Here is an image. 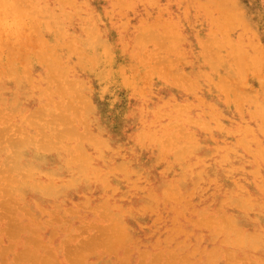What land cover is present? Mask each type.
I'll use <instances>...</instances> for the list:
<instances>
[{
  "label": "rangeland",
  "instance_id": "1",
  "mask_svg": "<svg viewBox=\"0 0 264 264\" xmlns=\"http://www.w3.org/2000/svg\"><path fill=\"white\" fill-rule=\"evenodd\" d=\"M14 1L20 4L21 8H18L16 3H13L12 0H0V101L4 103H0L2 104L0 105V131H2L3 134V137L1 136L2 139L0 138V143H4H1L0 146V149L2 148V150H0V179L2 177L0 180V264H14L16 260L13 261V259L15 258L19 261H16L15 264H43L44 262V264H73L74 262V264H77V262L78 264H256L264 262V0L221 1L222 3H219L221 9L217 6L218 1L216 0ZM230 1H234L236 4ZM67 2L71 3L68 4ZM22 3L25 4L27 8L31 7L30 9L32 10L25 9V5ZM60 3L63 6L60 5ZM79 3H81L80 7ZM84 3H86L88 7H86ZM34 4L35 7L33 6ZM14 5L15 9L16 7L18 8L17 11L19 10L20 13H23H19V17L17 15L18 12L14 14L16 11ZM69 5L72 7H69ZM22 6H24L23 8L25 11ZM12 8L15 11L12 10ZM78 9L81 12H78ZM31 11H34V21L31 20ZM35 11L38 13L36 12L37 14H35ZM223 11L225 14L228 13L229 16H225ZM182 12L184 13L182 14ZM68 13H74V15ZM43 14L45 18H48L49 15L51 17H49V20H44ZM21 15H24L23 21ZM57 15H59L60 18H58L59 16ZM64 15L69 23L65 21ZM28 16L31 17V19L28 18ZM38 17L41 22L38 21ZM91 17L94 21H92ZM41 18H43L44 21ZM19 20L21 24L24 23L22 24L23 27L21 26V30ZM55 20L56 22L58 21L61 26L58 25ZM156 20L158 22L160 20V22L158 23ZM247 22L249 23L248 25ZM230 23L233 26H231ZM33 24L34 27L36 26L35 29H33ZM48 25L51 26L49 29L51 30L53 28V30L50 31ZM15 28H17V31ZM36 29H39V33H37ZM92 30L94 32H92ZM52 31H54V33ZM84 31L89 32L86 33ZM180 31H182V33ZM118 34L120 36H117ZM136 34L139 35V37L137 36L138 38ZM96 36L99 37V40ZM149 37H152V39L150 40ZM165 37L171 40L167 42ZM144 39L147 42L144 41ZM79 40L81 41L79 42ZM97 40L100 41L101 44H99ZM176 40L178 43H176ZM84 41L88 44H84ZM162 42V45H164L163 47H160L162 45H157ZM91 44L93 46H90ZM152 45H155V47ZM188 45H191V48ZM232 45L233 47H231ZM45 46L47 48H45ZM68 46L72 47V49L70 50ZM115 46L116 49H114ZM51 47H53V50ZM234 48L235 50L232 51ZM47 49H49V52ZM165 49L167 50L165 51ZM37 53L41 58H39L40 56L38 59L35 57V55L38 56ZM46 54H49V56L46 60L44 59L45 62H43V64L37 61L40 59L43 60L42 57L44 56L42 55L46 56ZM241 54L242 56H240ZM50 55H52V57H50ZM239 56L244 59L242 60ZM49 57L51 60H49ZM89 57L93 59L94 65L91 64V61L89 63L87 59ZM212 57H214V59H212ZM75 58L79 59L76 60ZM193 58L195 61L191 60ZM21 60L24 61V63L26 62L25 66L23 63H19ZM241 60L243 63L240 62ZM237 61L242 63V65H239L240 63L235 65ZM245 61L250 65L246 63L245 67H243ZM65 63H67V65ZM161 63H163L167 73H164L166 71L162 70L164 68ZM20 64L26 68L19 66ZM45 65L48 67L46 66V68ZM211 65L214 66L212 67ZM240 66H242L246 72L243 71ZM49 67L52 70L49 72H53V79L50 78L51 76L48 77ZM167 68H170L171 71ZM56 70H59L60 74H57L58 71L56 72ZM60 70L62 72L64 71L63 74L66 72L67 75H63ZM238 70L239 72L241 70L243 73L245 72V76H242L244 75L243 73L240 75V73L237 72ZM24 71H31L30 74L28 73L31 82L27 81V74L25 75ZM12 72L14 75L10 74ZM133 73H135V75H133ZM170 73L171 75L174 73V75L171 76ZM2 74L5 75L3 76ZM7 75L9 77H7ZM2 76L5 78L3 79ZM185 76L187 79L183 78ZM108 78L109 80H107ZM172 78H175V80H172ZM54 79L56 81L58 80L57 84L52 81ZM184 79H186V81L189 80L186 82ZM16 81H18L17 84ZM23 81L26 82L24 83ZM223 81H227V84ZM232 81L234 82L232 83ZM6 82H8V84ZM22 83H24V85ZM44 83L46 84L44 85ZM69 83H71L70 86ZM29 85L31 87H29ZM241 85H245L246 87ZM224 86L226 90H224ZM227 86H229V88H227ZM13 87L14 89H12ZM23 87L25 89H23ZM237 87L240 88L238 89ZM9 88L12 90L10 91ZM69 88L72 90H69ZM173 88L176 89L173 90ZM240 89L245 93L239 91ZM92 90L93 92H91ZM223 90L227 95H224L225 92L223 93ZM233 90L235 93L240 92L241 95L239 94V96L237 95L236 97L234 94L233 96ZM155 91L157 92L155 93ZM205 91H207V93ZM176 93H178V95ZM196 95L198 100L196 99ZM244 95H246V97H244ZM77 96L79 101L78 98H75ZM192 97L193 99H191ZM250 97L253 98L250 99ZM237 98L238 100L236 101ZM248 100H250V102ZM15 102L16 104H14ZM67 102H69V104L71 103L72 108ZM28 104L30 106H26ZM221 104L223 105L221 106ZM14 106H16V108ZM84 110H86V112ZM35 111L36 113L40 112V115L38 116L34 113ZM201 112L206 114L203 116ZM52 115H54L55 118H53ZM57 115L60 119H57L59 117L56 118ZM206 115H208L209 118ZM29 116L31 117L29 118ZM37 117H40V121ZM165 117L166 119H164ZM206 117L209 120L206 119ZM257 119L259 120L257 121ZM60 120H63V122H60ZM30 122H32V124H29ZM51 122L52 124H50ZM212 122L213 124H211ZM205 123L207 125H205ZM63 129L66 130L68 135L65 136L66 133ZM71 129H73L75 133L77 132L75 134L76 136ZM85 129L86 131H84ZM258 129L260 134L258 133ZM4 130L7 135L3 133ZM61 131H64V133L60 134ZM70 132H72L71 135L73 137L69 136ZM80 133L82 138L84 136L83 140L78 137ZM229 137L231 138L229 139ZM6 139L9 140L7 141ZM13 139H16L14 142L12 141L14 146L17 145L15 144L16 142H21L19 147L17 145L14 148L13 145H9L11 142L10 140ZM41 146H43L42 148L46 151H43V149L40 150ZM24 149L27 150L25 151ZM243 151H245L246 154H244L245 152L242 153ZM131 152H133V154ZM53 154H55V158L52 156ZM111 155L114 158L111 157ZM89 156H91V158ZM118 156L120 157L118 158ZM152 158L154 159L152 160ZM54 162L55 164H53ZM172 164L174 169L172 168ZM132 167H134V169ZM150 167L151 169H149ZM186 168H188V170H186ZM8 169L11 171L9 172ZM7 171L8 173H6ZM55 172L57 173L55 174ZM247 172L249 174H247ZM54 175L56 178H53ZM7 176L9 177L8 179L6 178ZM89 176L93 177L91 178ZM252 176H255V178ZM57 180L60 181L58 182ZM75 180L77 181V185L74 184L76 182ZM180 181L182 182L180 183ZM62 187H64V189ZM94 187H96L95 190ZM67 189L69 191H67ZM4 190L9 191L5 192L7 195L5 193L3 194ZM34 190L36 191L34 192ZM237 194H239V196ZM221 195L223 196L221 197ZM48 196L51 200L48 199ZM55 196H58V198ZM252 197L254 199H252ZM234 198H236V200ZM26 201H28V203ZM231 204L234 205L231 206ZM120 209H122V211ZM243 211L245 213H243ZM221 218L224 219L222 220L225 221V224ZM204 220L205 223L203 222ZM206 223H208L207 226L205 225ZM250 224L251 226L253 225L252 228ZM255 225L256 227H254ZM111 226H113V231L111 230ZM225 226L229 228V232L228 228L223 229ZM218 227L221 228H219V232ZM18 229H20L21 232H19ZM118 229L120 232H118ZM96 230L99 231L97 232ZM17 231L19 233H17ZM114 231H116L119 236L122 235L121 237L123 238H113L114 236H118ZM103 235L105 236L103 237ZM99 238L101 240L105 239L106 242L101 241ZM259 240H262V242ZM221 241L223 243H220ZM257 248L261 250L259 251ZM216 251L218 253H216ZM223 251L225 252L223 253ZM21 254L25 255L22 256ZM75 256L77 258H75ZM24 259H26V261Z\"/></svg>",
  "mask_w": 264,
  "mask_h": 264
},
{
  "label": "bare ground",
  "instance_id": "2",
  "mask_svg": "<svg viewBox=\"0 0 264 264\" xmlns=\"http://www.w3.org/2000/svg\"><path fill=\"white\" fill-rule=\"evenodd\" d=\"M17 1H18V0H17ZM28 1H29V0H28ZM31 1H33V0H31ZM66 1H67V0H66ZM71 1H73V0H71ZM84 1H85V0H84ZM115 1H116V0H115ZM151 1H152V0H151ZM154 1H155V0H154ZM162 1H163V0H162ZM191 1H192V0H191ZM209 1H211V0H209ZM213 1H214V0H213ZM216 1H218V5H217V4H216V5L219 7V6H220L219 3H222V2H224V1L227 2L228 0H220V1H219V0H216ZM221 1H222V2H221ZM12 2H13V3H16V1H14V0H12ZM19 2H21V0H19ZM22 2H23V1H22ZM59 2H60V1H59ZM64 2H65V1H64ZM74 2H75V1H74ZM80 2H81V1H80ZM109 2H110V1H109ZM117 2H119V1H117ZM188 2H189V1H188ZM230 2L233 3L234 1H233V2L230 1ZM0 3H1V2H0ZM24 3H25V2H24ZM42 3H43V1H42ZM44 3H46V2H44ZM61 3H62V2H61ZM61 3H60V5L63 4V3H62V4H61ZM67 3L69 4V3H71V2H67ZM88 3H89V2H88ZM124 3H125V2H124ZM130 3H133V2H130ZM150 3H151V2H150ZM189 3H190V2H189ZM215 3H217V2H215ZM215 3H212V4H215ZM17 4H18V3H16V6H17L18 8H21L20 4H18L20 7H19ZM22 4H23V3H22ZM22 4H21V5H22ZM29 4H30V3H29ZM65 4H66V3H65ZM77 4H78V3H77ZM80 4H81V3H79V7H80ZM84 4L86 5V3H84ZM89 4H90V3H89ZM108 4H109V3H108ZM142 4H143V3H142ZM147 4H148V3H147ZM223 4H224V3H223ZM234 4H236V3L234 2ZM23 5H25V4H23ZM47 5H48V4H47ZM53 5H54V4H53ZM134 5H135V4H134ZM136 5H137V4H136ZM221 5H222V4H221ZM0 6H1V4H0ZM4 6H5V5H4ZM8 6H10V5H8ZM31 6H32V3H31ZM33 6L35 7V4H34ZM37 6H38V5H37ZM62 6H63V5H62ZM70 6H71V5H69V7H70ZM129 6H130V4H129ZM142 6H143V5H142ZM210 6H211V4H210ZM17 7H16V9H15V5H14V9H15L16 11H15L13 8H12V10L15 11L14 14H16V13L18 12V13H17V15H18L20 12H19V10L17 11V9H18ZM23 7H24V6H22V8H23ZM50 7H51V6H50ZM50 7H49V8H50ZM71 7H72V6H71ZM73 7H74V6H73ZM76 7H77V6H76ZM86 7H88V6L86 5ZM91 7H92V6H91ZM195 7H196V6H195ZM213 7H214V6H213ZM30 8H31V7H30ZM30 8H27V6L25 5V9L32 10V9H30ZM49 8H48V9H49ZM77 8H78V7H77ZM103 8H104V7H103ZM115 8H116V7H115ZM124 8H126V7H124ZM164 8H165V7H164ZM183 8H184V7H183ZM196 8H197V7H196ZM219 8H220V7H219ZM23 9H24V8H23ZM23 9H22V10H23ZM25 9H24V11H25ZM59 9H60V8H59ZM105 9H106V6H105ZM132 9H133V8H132ZM143 9H144V8H143ZM156 9H157V8H156ZM158 9H160V8H158ZM166 9H167V8H166ZM192 9H193V8H192ZM220 9H221V8H220ZM6 10H7V9H6ZM53 10H54V9H53ZM63 10H64V9H63ZM73 10H74V9H73ZM78 10H79V9H78ZM120 10H122V9H120ZM222 10H223V9H222ZM222 10H221V11H222ZM7 11H8V10H7ZM7 11H6V12H7ZM103 11H105V10H103ZM124 11H125V10H124ZM146 11H148V10H146ZM154 11H155V10H154ZM189 11H190V10H189ZM194 11H195V10H194ZM194 11H193V12H194ZM225 11H226V10H225ZM22 12H23V11H22ZM31 12H32V11H31ZM33 12H34V11H33ZM33 12H32L31 14L29 13L30 16L32 15V16H31L32 19H31V17L28 16V18H30L31 20L34 19V18H33V17H34V16H33V14H34ZM36 12H37V11H35V14L38 13V12H37V13H36ZM47 12H48V11H47ZM47 12H46V13H47ZM62 12H63V11H62ZM69 12H70V11H69ZM78 12H81V11L79 10ZM87 12H88V11H87ZM113 12H114V11H113ZM125 12H126V11H125ZM144 12H145V11H144ZM186 12H187V11H186ZM8 13L10 14L9 11H8ZM24 13H25V12H24ZM27 13H28V10H27ZM41 13H42V12H41ZM56 13H58V12H56ZM76 13H77V12H76ZM83 13H84V12H83ZM94 13H95V12H94ZM105 13H106V12H105ZM108 13H109V12H108ZM135 13H136V12H135ZM161 13H162V12H161ZM183 13H184V12H182V14H183ZM191 13H192V12H191ZM223 13H224V11H223ZM20 14H23V13H20ZM29 14H27V15H29ZM68 14H70V13H68ZM71 14L74 15V13H71ZM71 14H70V15H71ZM79 14H80V13H79ZM125 14H126V13H125ZM140 14H141V12H140ZM159 14H160V13H159ZM224 14H225V13H224ZM17 15H16V17H17ZM98 15H99V14H98ZM105 15H106V14H105ZM118 15H119V14H118ZM187 15H188V14H187ZM226 15L229 16L228 13L225 14V16H226ZM9 16H10V15H9ZM23 16H24V15H23ZM23 16L21 15L22 21H23ZM36 16H39V15H36ZM42 16H43L44 20H45V19H46V20H47V19L49 20V17H51V16L49 15L48 18H45V15H44V14H43ZM57 16H59V15H57ZM75 16H76V14H75ZM85 16H86V15H85ZM91 16H93V15H91ZM95 16H96V15H95ZM99 16H100V15H99ZM139 16H140V15H139ZM151 16H152V15H151ZM175 16H176V15H175ZM181 16H182V15H181ZM18 17H19V15H18ZM39 17H40V16H39ZM39 17H38V21H40V20H39ZM71 17H72V16H71ZM79 17H80V16H79ZM100 17H101V16H100ZM100 17H99V18H100ZM115 17H116V16H115ZM123 17H124V16H123ZM160 17H161V16H160ZM176 17H177V16H176ZM182 17H183V16H182ZM191 17H192V16H191ZM0 18H1V17H0ZM43 18H41V19L43 20ZM53 18H55V17H53ZM58 18H60V16H59ZM81 18H82V17H81ZM85 18H86V17H85ZM96 18H97V17H96ZM108 18H109V17H108ZM184 18H185V17H184ZM192 18H194V17H192ZM229 18H230V17H229ZM18 19H19V18H18ZM26 19H27V18H26ZM51 19H52V18H51ZM64 19H66V16H65V15H64ZM72 19H73V18H72ZM79 19H80V18H79ZM79 19H78V20H79ZM91 19H92V21H94L92 17H91ZM91 19H90V20H91ZM115 19H116V18H115ZM121 19H122V18H121ZM139 19H140V17H139ZM161 19H162V18H161ZM175 19H176V18H175ZM180 19H181V18H180ZM185 19H186V18H185ZM189 19H190V18H189ZM28 20H29V19H28ZM34 20H35V19H34ZM34 20H33V21H34ZM44 20H43V21H44ZM148 20H149V19H148ZM167 20H168V19H167ZM190 20H192V19H190ZM190 20H189V21H190ZM231 20H232V18H231ZM1 21H2V19H1ZM17 21H18V20H17ZM24 21H25V20H24ZM36 21H37V20H36ZM43 21H42V22H43ZM65 21H67V19H66ZM83 21H84V19H83ZM87 21H88V19H87ZM92 21H90V22H92ZM98 21H99V20H98ZM107 21H108V20H107ZM120 21H121V20H120ZM149 21H150V20H149ZM156 21H157V20H156ZM235 21H236V20H235ZM235 21H234V22H235ZM240 21H241V20H240ZM242 21H243V20H242ZM20 22H21V21L19 20V23H20ZM31 22H32V21H31ZM40 22H41V21H40ZM55 22H56V20H55ZM61 22H62V21H61ZM96 22H97V21H96ZM100 22H101V21H100ZM127 22H128V21H127ZM127 22H126V23H127ZM142 22H143V21H142ZM154 22H155V20H154ZM157 22H158V21H157ZM159 22H160V20H159ZM159 22H158V23H159ZM19 23H18V24H19ZM56 23H57L58 25H60L58 21H57ZM67 23H69V22L67 21ZM82 23H83V22H82ZM101 23H102V22H101ZM144 23H145V22H144ZM150 23H152V22H150ZM167 23H168V22H167ZM177 23H178V21H177ZM183 23H184V22H183ZM186 23H187V22H186ZM20 24H21V23H20ZM22 24H24V23H22ZM22 24L20 25V27H21V26L23 27ZM30 24H31V23H30ZM30 24H29V25H30ZM54 24H55V23H54ZM78 24H79V23H78ZM85 24H86V23H85ZM89 24H90V23H89ZM91 24H92V23H91ZM99 24H100V23H99ZM128 24H129V23H128ZM128 24H127V26H128ZM140 24H142V23H140ZM206 24H207V23H206ZM242 24H243V23H242ZM248 24H249V23L247 22V25H248ZM40 25H41V24H40ZM49 25H51V24H49ZM49 25H48V29H49V27H51V26H49ZM96 25H97V24H96ZM172 25H173V24H172ZM228 25H229V24H228ZM230 25H231V23H230ZM42 26H44V25H42ZM54 26H55V25H54ZM60 26H61V25H60ZM62 26H63V25H62ZM73 26H74V25H73ZM86 26H87V25H86ZM88 26H89V25H88ZM110 26H111V25H110ZM145 26H146V25H145ZM176 26H177V25H176ZM231 26H233V25H231ZM11 27H12V26H11ZM18 27H19V26H18ZM18 27H17V28H18ZM22 27L20 28V30L22 29ZM33 27H34V24H33ZM52 27H53V25H52ZM67 27H68V25H67ZM98 27H99V26H98ZM148 27H149V26H148ZM153 27H154V26H153ZM157 27H158V26H157ZM167 27H168V26H167ZM174 27H175V26H174ZM229 27H230V26H229ZM250 27H251V26H250ZM17 28H15L16 31H17ZM31 28H32V26H31ZM31 28H30V29H31ZM35 28H36V26H35L33 29H35ZM46 28H47V25H46ZM58 28H59V27H58ZM58 28H56V29H57V30L62 29V28H59V29H58ZM63 28H64V27H63ZM76 28H77V27H76ZM94 28H95V27H94ZM109 28H110V27H109ZM117 28H118V25H117ZM125 28H126V27H125ZM133 28H134V27H133ZM155 28H156V27H155ZM164 28H166V27H164ZM18 29H19V28H18ZM65 29H66V28H65ZM79 29H81V28H79ZM102 29H103V28H102ZM112 29H113V28H112ZM136 29H137V27H136ZM141 29H142V28H141ZM161 29H162V28H161ZM49 30H50V29H49ZM51 30H53V28H52ZM51 30H50V31H51ZM66 30H67V29H66ZM117 30H118V29H117ZM153 30H154V29H153ZM175 30H176V29H175ZM188 30H189V29H188ZM229 30H231V29H229ZM33 31H34V30H33ZM36 31H37V33H39V29H36ZM59 31H60V30H59ZM61 31H62V30H61ZM80 31H81V30H80ZM80 31H79V32H80ZM90 31H91V30H90ZM98 31H99V30H98ZM98 31H97V32H98ZM111 31H112V30H111ZM120 31H121V30H120ZM131 31H132V30H131ZM158 31H159V30H158ZM165 31H166V30H165ZM173 31H174V30H173ZM182 31H183V30H182ZM182 31H180V32L182 33ZM52 32L54 33V31H52ZM79 32H78V33H79ZM84 32H86V31H84ZM87 32H89V31H87ZM87 32H86V33H87ZM92 32H94V31L92 30ZM102 32H104V31H102ZM107 32H108V31H107ZM109 32H110V31H109ZM150 32H151V31H150ZM246 32H248V31H246ZM72 33H73V32H72ZM78 33H77V34H78ZM99 33H101V32H99ZM125 33H126V31H125ZM127 33H128V32H127ZM132 33H133V32H132ZM135 33H136V32H135ZM155 33H156V32H155ZM235 33H236V32H235ZM92 34H94V33H92ZM129 34H130V33H129ZM147 34H148V33H147ZM150 34H151V33H150ZM157 34H158V33H157ZM174 34H175V33H174ZM185 34H186V33H185ZM192 34H193V33H192ZM204 34H205V33H204ZM220 34H221V33H220ZM241 34H242V33H241ZM54 35H55V34H54ZM57 35H58V34H57ZM85 35H87V34H85ZM89 35H90V34H89ZM122 35H123V34H122ZM166 35H167V34H166ZM186 35H187V34H186ZM205 35H208V34H205ZM217 35H218V34H217ZM227 35H228V34H227ZM242 35H244V34H242ZM68 36H70V35H68ZM75 36H76V35H75ZM117 36H120V35L118 34ZM123 36H124V35H123ZM137 36L139 37V35L136 34V37H137ZM187 36H189V35H187ZM54 37H56V36H54ZM77 37H78V36H77ZM84 37H85V36H84ZM110 37H111V36H110ZM131 37H132V36H131ZM138 37H137V38H138ZM142 37H143V36H142ZM218 37H219V35H218ZM225 37H226V36H225ZM51 38H52V37H51ZM61 38H62V37H61ZM71 38H74V37H71ZM96 38L98 39L99 37L96 36ZM144 38H145V37H144ZM147 38H148V36H147ZM154 38H155V37H154ZM154 38H153V39H154ZM170 38H171V37H170ZM242 38H243V37H242ZM52 39H53V38H52ZM58 39H59V38H58ZM83 39H84V38H83ZM87 39H89V38H87ZM101 39H102V38H101ZM119 39H120V38H119ZM149 39L151 40L152 37H149ZM174 39H175V38H174ZM226 39H227V38H226ZM89 40H90V39H89ZM93 40H94V38H93ZM98 40H99V39H98ZM98 40H97V41H98ZM121 40H122V38H121ZM134 40H135V39H134ZM137 40H138V39H137ZM160 40H161V39H160ZM162 40H163V38H162ZM165 40L168 42V40H171V39H169V38L167 39V38L165 37ZM172 40H173V39H172ZM222 40H223V39H222ZM46 41H47V40H46ZM61 41H62V40H61ZM80 41H81V40H79V42H80ZM126 41H127V40H126ZM144 41H146V40L144 39ZM152 41H154V40H152ZM156 41H157V40H156ZM156 41H155V42H156ZM176 41H177V40H176ZM180 41H181V40H180ZM211 41H212V40H211ZM213 41H215V40H213ZM62 42H63V41H62ZM72 42H73V41H72ZM75 42H76V41H75ZM75 42H74V43H75ZM84 42H85V43H84ZM84 42H82V43H84V44L87 43L86 41H84ZM98 42H99V44H101L100 41H98ZM98 42H97V43H98ZM118 42H120V41H118ZM127 42H128V41H127ZM133 42H134V41H133ZM146 42H147V41H146ZM186 42H187V41H186ZM242 42H243V41H242ZM58 43H59V42H58ZM68 43H69V42H68ZM108 43H109V41H108ZM108 43H107V44H108ZM110 43H111V42H110ZM150 43H151V42H150ZM176 43H178V41H177ZM188 43H189V42H188ZM239 43H240V42H239ZM41 44H42V43H41ZM65 44H66V43H65ZM70 44H71V43H70ZM78 44H79V43H78ZM80 44H81V43H80ZM87 44H88V43H87ZM95 44H96V43H95ZM132 44H133V43H132ZM154 44H155V43H154ZM162 44H163V42H162L161 44L158 43L157 45L160 46V45H162ZM190 44H191V43H190ZM214 44H215V43H214ZM240 44H242V43H240ZM43 45H44V43H43ZM56 45H57V44H56ZM67 45H68V44H67ZM71 45H72V44H71ZM71 45H70V46H71ZM93 45H94V43H93ZM93 45L91 44L90 46H93ZM216 45H217V44H216ZM230 45H231V44H230ZM70 46H68V48H70V50H71L72 47H70ZM120 46H121V45H120ZM150 46H151V45H150ZM152 46L155 47V45H152ZM163 46H164V45H162V46H160V47H163ZM166 46H167V45H166ZM166 46H165V47H166ZM169 46H170V45H169ZM188 46H189V45H188ZM190 46H191V45H190ZM190 46H189V47H190ZM228 46H229V45H228ZM228 46H227V47H228ZM53 47H54V44H53ZM53 47H51L52 50H53ZM126 47H127V46H126ZM180 47H181V46H180ZM231 47H233V45H232ZM45 48H47V47L45 46ZM45 48H44V50H45ZM59 48H60V47H59ZM66 48H67V47H66ZM68 48H67V49H68ZM74 48H75V46H74ZM95 48H96V47H95ZM102 48H103V47H102ZM107 48H108V47H107ZM190 48H191V47H190ZM209 48H210V46H209ZM79 49H80V48H79ZM114 49H116V46L114 47ZM125 49H126V48H125ZM134 49H135V48H134ZM161 49H162V48H161ZM180 49H181V48H180ZM180 49H179V50H180ZM182 49H183V48H182ZM184 49H185V48H184ZM194 49H195V48H194ZM204 49H205V46H204ZM231 49H232V48H231ZM47 50H48V52H49V49H47ZM65 50H66V49H65ZM68 50H69V49H68ZM70 50H69V51H70ZM87 50H88V48H87ZM95 50H96V49H95ZM166 50H167V49H165V51H166ZM187 50H188V49H187ZM189 50H190V49H189ZM192 50H193V49H192ZM198 50H199V49H198ZM208 50H209V49H208ZM229 50H230V47H229ZM234 50H235V48H234L232 51H234ZM41 51H42V50H41ZM66 51H67V50H66ZM80 51H81V50H80ZM84 51H85V50H84ZM91 51H92V50H91ZM99 51H100V50H99ZM105 51H106V49H105ZM109 51H110V50H109ZM173 51H174V50H173ZM184 51H185V50H184ZM193 51H195V50H193ZM225 51H226V50H225ZM247 51H248V50H247ZM46 52H47V51H46ZM48 52H47V53H48ZM54 52H55V51H54ZM94 52H95V51H94ZM97 52H98V51H97ZM106 52H107V51H106ZM116 52H117V51H116ZM163 52H164V51H163ZM163 52H162V53H163ZM213 52H214V51H213ZM237 52H238V50H237ZM64 53H65V52H64ZM68 53H70V52H68ZM193 53H194V52H193ZM196 53H197V52H196ZM238 53H239V52H238ZM243 53H244V52H243ZM243 53H242V54H243ZM37 54H38V53H37ZM57 54H58V53H57ZM60 54H61V53H60ZM76 54H77V53H76ZM97 54H98V53H97ZM102 54H103V52H102ZM102 54H101V55H102ZM112 54H113V53H112ZM163 54H164V53H163ZM168 54H169V53H168ZM215 54L217 55L216 52H215ZM239 54H240V53H239ZM242 54H241L240 56H242ZM244 54H245V53H244ZM54 55H55V53H54ZM54 55H53V56H54ZM77 55H78V54H77ZM82 55H84V54H82ZM106 55H107V54H106ZM170 55H171V54H170ZM183 55H184V54H183ZM39 56H40L39 54H38V56L35 55V57H37V59H38ZM42 56H44V57H42L43 60L40 59V60H37V61H40V62H42V64H43V62H45L46 58H48L49 54H46V56H45V55H42ZM56 56H58V55H56ZM95 56H96V55H95ZM102 56H103V55H102ZM113 56H114V55H113ZM187 56H188V55H187ZM192 56H193V54H192ZM213 56H214V55H213ZM240 56H239V57H240ZM50 57H52V55H50ZM50 57H49V58H50ZM54 57H55V56H54ZM81 57H83V56H81ZM84 57H85V56H84ZM99 57H100V56H99ZM170 57H171V56H170ZM174 57H175V56H174ZM193 57H194V56H193ZM209 57H210V56H209ZM228 57H229V56H228ZM232 57H233V56H232ZM239 57H238V58H239ZM254 57H255V56H254ZM39 58H41V56H40ZM97 58H98V57H97ZM97 58H96V59H97ZM101 58H102V57H101ZM194 58H195V57H194ZM194 58L191 59V60H194ZM234 58H235V56H234ZM240 58L242 59V57H240ZM44 59H45V60H44ZM75 59H76V58H75ZM78 59H79V58H78ZM78 59H76V60H78ZM83 59H84V58H83ZM87 59L89 60V63H90V61H91V62H92L91 64L94 65V63H93V61H92L93 59H91L90 57L87 58ZM111 59H112V58H111ZM205 59H206V58H205ZM212 59H214V57H212ZM235 59H236V58H235ZM243 59H244V58H243ZM243 59H242V60H243ZM25 60H26V59H25ZM49 60H51V58H50ZM98 60H99V59H98ZM196 60H197V59H196ZM242 60H241L240 62L243 63ZM61 61H62V60H61ZM68 61H69V58H68ZM71 61H72V60H71ZM166 61H167V60H166ZM170 61H172V60H170ZM194 61H195V60H194ZM234 61H235V60H234ZM238 61H239V59H238ZM238 61L236 62L235 65H237V63H240V62H238ZM30 62H31V61H30ZM32 62H33V61H32ZM75 62H76V61H75ZM79 62H80V60H79ZM81 62H82V61H81ZM94 62H96V61H94ZM102 62H103V61H102ZM180 62H181V61H180ZM203 62H205V61H203ZM251 62H252V61H251ZM19 63H23L24 66H25V63H26V62L24 63V61L21 60V62H19ZM27 63H28V60H27ZM36 63H37V62H36ZM48 63H49V62H48ZM52 63H53V62H52ZM56 63H57V62H56ZM62 63H63V62H62ZM76 63H77V62H76ZM105 63H106V62H105ZM119 63H120V62H119ZM129 63H130V61H129ZM190 63H191V62H190ZM193 63H194V62H193ZM242 63H240L239 65H242ZM246 63H247V62L245 61L244 64H243V67H245ZM32 64H33V63H32ZM58 64H59V62H58ZM63 64H64V63H63ZM65 64L67 65V63H65ZM68 64H69V63H68ZM72 64H73V61H72ZM109 64H110V62H109ZM111 64H112V63H111ZM116 64H117V63H116ZM122 64H123V63H122ZM161 64H162V66H163V63H161ZM166 64H167V62H166ZM168 64H170V63H168ZM172 64H173V63H172ZM181 64H182V63H181ZM247 64H248V63H247ZM253 64H254V63H253ZM39 65H40V63H39ZM69 65H70V64H69ZM89 65H90V64H89ZM89 65H88V66H89ZM92 65H91V66H92ZM96 65H97V64H96ZM119 65H120V64H119ZM123 65H124V64H123ZM157 65H158V64H157ZM159 65H160V64H159ZM170 65H171V64H170ZM177 65H178V64H177ZM188 65H189V64H188ZM193 65H194V64H193ZM199 65H200V64H199ZM203 65H204V64H203ZM209 65H210V64H209ZM248 65H250V64H248ZM19 66H22V64H20ZM24 66H22V67H23V68H26V67H24ZM30 66H31V65H30ZM35 66H36V65H35ZM46 66H47V65H45V67H46ZM56 66H57V64H56ZM64 66H65V65H64ZM130 66H131V65H130ZM179 66H180V65H179ZM179 66H178V67H179ZM182 66H183V65H182ZM184 66H185V65H184ZM211 66H212V65H211ZM213 66H214V65H213ZM213 66H212V67H213ZM47 67H48V66H47ZM47 67H46V68H47ZM50 67H51V66H50ZM50 67H49V68H50ZM79 67H80V66H79ZM94 67H95V66H94ZM100 67H102V66H100ZM106 67H108V66H106ZM124 67H125V66H124ZM167 67H168V66H167ZM189 67H190V65H189ZM191 67H192V66H191ZM196 67H197V64H196ZM237 67H238V66H237ZM237 67H236V68H237ZM240 67H242V66H240ZM243 67H242V70L245 71V69H244ZM247 67H248V66H247ZM65 68H66V67H65ZM69 68H71V67H69ZM86 68H87V67H86ZM163 68H164V66H163ZM238 68H239V67H238ZM238 68H237V69H238ZM17 69H19V68H17ZM21 69H22V68H21ZM94 69H95V68H94ZM99 69H100V68H99ZM116 69H117V68H116ZM125 69H126V68H125ZM167 69H168V68H167ZM178 69H179V68H178ZM212 69H214V68H212ZM239 69H240V68H239ZM26 70H27V69H26ZM42 70H43V69H42ZM50 70H51V68L48 70V73H49L48 77L51 76L50 78L53 79V75H52L53 72H49ZM80 70H81V68H80ZM86 70H87V69H86ZM95 70H96V69H95ZM162 70H165V71H166V68H164V69H162ZM168 70H170V68H169ZM182 70H183V69H182ZM192 70H194V69H192ZM215 70H216V67H215ZM242 70H241L240 72H239V70H238L237 72H239L240 75H242V73H243ZM20 71H21V70H20ZM45 71H46V70H45ZM51 71H52V70H51ZM57 71H58L57 74H60L59 70H56V72H57ZM60 71H61V70H60ZM65 71H66V70H65ZM92 71H93V70H92ZM115 71H116V70H115ZM117 71H118V70H117ZM126 71H127V70H126ZM170 71H171V70H170ZM24 72H25V75L27 74V76H26L27 81H30V82H31V78H30V76L28 75V73L30 74L31 71H30V72H29V71H24ZM24 72H23V74H24ZM40 72H41V71H40ZM42 72H44V71H42ZM61 72H62V71H61ZM63 72H64V71H63ZM63 72H62V74H63ZM72 72H74V71H72ZM88 72H90V71H88ZM95 72H96V71H95ZM122 72H123V71H122ZM129 72H130V71H129ZM134 72H135V71H134ZM172 72H173V71H172ZM175 72H176V70H175ZM175 72H174V73H175ZM195 72H196V71H195ZM203 72H204V71H203ZM245 72H246V71H245ZM245 72L243 73L244 75H242V76H245ZM5 73H6V72H5ZM19 73H20V72H19ZM21 73H22V72H21ZM38 73H39V72H38ZM50 73H51V75H50ZM69 73H70V72H69ZM96 73H97V72H96ZM164 73H167V71L164 72ZM174 73H173L172 75H171V73H170V75L173 76ZM176 73H177V72H176ZM176 73H175V75H176ZM198 73H199V72H198ZM219 73H220V72H219ZM7 74H9V73H7ZM10 74H13V75H14L13 72L10 73ZM23 74H22V75H23ZM33 74H34V73H33ZM64 74L67 75L66 72H65ZM64 74H63V75H64ZM72 74H73V73H72ZM75 74H77V73H75ZM80 74H81V73H80ZM117 74H118V73H117ZM190 74H191V72H190ZM200 74H201V73H200ZM2 75H3V74H2ZM4 75H5V74H4ZM4 75H3V76H4ZM43 75H44V74H43ZM82 75H83V74H82ZM121 75H122V73H121ZM133 75H135V73H133ZM153 75H154V74H153ZM170 75H169V76H170ZM188 75H189V74H188ZM3 76H2V78H3ZM15 76H16V74H15ZM31 76H32V74H31ZM44 76H45V75H44ZM69 76H70V75H69ZM72 76H73V75H72ZM182 76H183V75H182ZM7 77H9V76L7 75ZM18 77H19V76H18ZM38 77H39V76H38ZM55 77H57V76H55ZM108 77H109V76H108ZM180 77H181V75H180ZM4 78H5V77H4ZM4 78H3V79H4ZM29 78H30V80H29ZM42 78H44V77H42ZM79 78H80V77H79ZM133 78H134V77H133ZM168 78H169V77H168ZM183 78H186V76L183 77ZM191 78H192V77H191ZM194 78H195V77H194ZM202 78H203V77H202ZM19 79H20V78H19ZM45 79H46V78H45ZM93 79H94V78H93ZM97 79H98V78H97ZM100 79H101V77H100ZM130 79H131V78H130ZM186 79H187V78H186ZM186 79H184V80L186 81ZM209 79H210V78H209ZM225 79H227V78H225ZM0 80H1V79H0ZM15 80H16V79H15ZM22 80H24V79H22ZM46 80H47V79H46ZM54 80H55V79H54ZM54 80H52V81H53L54 83L56 82L55 84H57V83H58V82H57L58 80H57V81H56V80L54 81ZM82 80H83V79H82ZM85 80H86V79H85ZM107 80H109V78H108ZM172 80H175V78H174V79L172 78ZM179 80H181V79H179ZM188 80H189V79H188ZM188 80H187V81H188ZM199 80H200V79H199ZM204 80H205V79H204ZM221 80H222V79H221ZM9 81H10V80H9ZM39 81H40V80H39ZM141 81H142V80H141ZM187 81H186V82H187ZM17 82H18V81H16V84H17ZM23 82H24V81H23ZM25 82H26V81H25ZM25 82H24V83H25ZM30 82H29V83H30ZM49 82H50V81H49ZM66 82H67V81H66ZM73 82H74V81H73ZM73 82H72V83H73ZM75 82H76V81H75ZM219 82H220V80H219ZM223 82H224L225 84H227V83H226L227 81H223ZM223 82H222V84H223ZM233 82H234V81H232V83H233ZM6 83L8 84V82H6ZM9 83H10V82H9ZM12 83H13V82H12ZM20 83H21V82H20ZM24 83H22V84L24 85ZM36 83H37V82H36ZM47 83H48V82H47ZM87 83H88V82H87ZM131 83H132V82H131ZM176 83H177V82H176ZM203 83H204V82H203ZM261 83H262V82H261ZM42 84H43V83H42ZM45 84H46V83H44V85H45ZM49 84H50V83H49ZM66 84H68V83H66ZM70 84H71V83H69V86H70ZM136 84H137V83H136ZM162 84H163V82H162ZM191 84H192V83H191ZM196 84H197V83H196ZM244 84H246V83H244ZM30 85H31V84H30ZM30 85H29V87H31ZM130 85H131V84H130ZM159 85H160V84H159ZM204 85H205V84H204ZM220 85H221V84H220ZM223 85H224V84H223ZM35 86H36V85H35ZM52 86H54V85H52ZM69 86H68V87H69ZM72 86H73V85H72ZM91 86H92V85H91ZM155 86H156V85H155ZM160 86H161V85H160ZM197 86H198V85H197ZM202 86H203V84H202ZM221 86H222V85H221ZM235 86H236V85H235ZM237 86H238V85H237ZM241 86H245V85H241ZM32 87H33V86H32ZM86 87H87V86H86ZM131 87H133V86H131ZM164 87H165V86H164ZM166 87H167V86H166ZM172 87H173V86H172ZM183 87H184V86H183ZM205 87H206V86H205ZM205 87H204V88H205ZM224 87H225V86H224ZM233 87H234V85H233ZM245 87H246V86H245ZM26 88H27V87H26ZM48 88H49V87H48ZM197 88H198V87H197ZM227 88H229V86H227ZM235 88H236V87H235ZM237 88H238V87H237ZM239 88H240V87H239ZM239 88H238V89H239ZM241 88H244V87H241ZM9 89H10V88H9ZM12 89H14V87H13ZM12 89H10V91H11ZM21 89H22V88H21ZM23 89H25V88L23 87ZM27 89H28V88H27ZM70 89H71V88H69V90H70ZM89 89H91V88H89ZM155 89H156V88H155ZM175 89H176V88H175ZM175 89L173 88V90H175ZM31 90H32V89H31ZM43 90H44V89H43ZM71 90H72V89H71ZM156 90H157V89H156ZM198 90H199V89H198ZM209 90H210V89H209ZM221 90H222V89H221ZM224 90H226V87H225ZM224 90H223V93L225 92ZM258 90H259V89H258ZM5 91H6V90H5ZM33 91H34V90H33ZM38 91H39V89H38ZM83 91H84V90H83ZM94 91H95V88H94ZM96 91H97V90H96ZM133 91H134V90H133ZM178 91H179V89H178ZM213 91H214V90H213ZM239 91L243 92V90H241V89H240ZM254 91H255V89H254ZM29 92H30V91H29ZM87 92H88V91H87ZM91 92H93V90H92ZM98 92H99V91H98ZM98 92H97V94H98ZM156 92H157V91H155V93H156ZM176 92H177V91H176ZM181 92H182V91H181ZM202 92H203V91H202ZM205 92L207 93V91H205ZM205 92H204V93H205ZM12 93H13V92H12ZM60 93H61V91H60ZM164 93H165V92H164ZM178 93H179V92H178ZM178 93H176V94L178 95ZM189 93H190V91H189ZM191 93H192V92H191ZM198 93H199V91H198ZM231 93H232V92H231ZM243 93H245V92H243ZM243 93H242V94H243ZM1 94H2V92H1ZM21 94H22V93H21ZM55 94H56V93H55ZM62 94H63V93H62ZM83 94H84V93H83ZM99 94H100V93H99ZM136 94H137V93H136ZM139 94H140V93H139ZM144 94H145V93H144ZM182 94H183V93H182ZM187 94H188V93H187ZM225 94H226V92L224 93V95H225ZM234 94H235V96L237 97V95L239 96L240 92H239V93H238V92L235 93V91L233 90V94H232V95L234 96ZM7 95H8V94H7ZM15 95H16V94H15ZM34 95H35V93H34ZM41 95H42V94H41ZM85 95H86V94H85ZM148 95H149V94H148ZM226 95H227V94H226ZM240 95H241V94H240ZM5 96H6V95H5ZM9 96H10V95H9ZM17 96H18V95H17ZM22 96H23V95H22ZM57 96H59V95H57ZM75 96H76V95H75ZM146 96H147V95H146ZM173 96H174V95H173ZM188 96H189V94H188ZM203 96H204V95H203ZM205 96H206V95H205ZM212 96H213V95H212ZM258 96H259V95H258ZM19 97H20V96H19ZM34 97H35V96H34ZM54 97H55V96H54ZM154 97H155V96H154ZM160 97H162V96H160ZM165 97H166V96H165ZM201 97H202V96H201ZM215 97H217V96H215ZM236 97H235V98H236ZM241 97H242V96H241ZM244 97H246V95H244ZM75 98H78V96L75 97ZM143 98H144V97H143ZM156 98H157V97H156ZM179 98H180V97H179ZM183 98H184V97H183ZM194 98H195V97H194ZM203 98H205V97H203ZM212 98H213V97H212ZM227 98H228V97H227ZM233 98H234V97H233ZM252 98H253V97H250V99H252ZM21 99H22V98H21ZM34 99H35V98H34ZM144 99H145V98H144ZM150 99H151V98H150ZM168 99H169V98H168ZM191 99H193V97H192ZM196 99L198 100L197 95H196ZM239 99H240V98H239ZM4 100H5V99H4ZM19 100H20V99H19ZM36 100H37V98H36ZM44 100H45V98H44ZM63 100H64V99H63ZM137 100H138V99H137ZM139 100H140V99H139ZM145 100H146V99H145ZM153 100H154V99H153ZM155 100H156V99H155ZM197 100H195V101H197ZM212 100H213V99H212ZM232 100H233V99H232ZM237 100H238V98L236 99V101H237ZM253 100H254V99H253ZM22 101H23V100H22ZM26 101H27V99H26ZM28 101H29V100H28ZM67 101H69V100H67ZM78 101H79V98H78ZM81 101H82V100H81ZM171 101H172V100H171ZM173 101H174V100H173ZM200 101H202V100H200ZM248 101L250 102V100H248ZM254 101H255V100H254ZM256 101H257V100H256ZM2 102H3V101H2ZM2 102L0 101V103H2ZM141 102H142V101H141ZM147 102H148V101H147ZM193 102H194V101H193ZM210 102H211V100H210ZM218 102H219V101H218ZM221 102H222V101H221ZM239 102H240V101H239ZM245 102H246V100H245ZM51 103H52V102H51ZM67 103L69 104V102H67ZM82 103H84V102H82ZM150 103H152V102H150ZM235 103H236V102H235ZM256 103H257V102H256ZM2 104H4V103H2ZM2 104H0V105H2ZM14 104H16V102H15ZM18 104H20V103H18ZM25 104H27V103H25ZM29 104H30V103H29ZM29 104L26 105V106H30ZM143 104H144V103H143ZM203 104H204V103H203ZM237 104H238V103H237ZM261 104H262V103H261ZM96 105H97V104H96ZM140 105H141V104H140ZM146 105H147V103H146ZM150 105H151V104H150ZM222 105H223V104H221V106H222ZM240 105H241V104H240ZM244 105H245V104H244ZM259 105H260V103H259ZM20 106H22V105H20ZM26 106H25V107H26ZM31 106H32V105H31ZM34 106H35V104H34ZM36 106H37V105H36ZM56 106H57V105H56ZM69 106H71V103L69 104ZM148 106H149V105H148ZM152 106H153V105H152ZM169 106H170V105H169ZM171 106H172V105H171ZM213 106H214V105H213ZM250 106H251V104H250ZM253 106H254V105H253ZM14 107L16 108V106H14ZM73 107H74V106H73ZM138 107H139V106H138ZM138 107H137V108H138ZM173 107H174V106H173ZM179 107H180V106H179ZM239 107H241V106H239ZM258 107H259V106H258ZM27 108H28V107H27ZM71 108H72V106H71ZM86 108H87V107H86ZM148 108H149V107H148ZM194 108H195V107H194ZM207 108H209V107H207ZM224 108H225V107H224ZM227 108H228V107H227ZM28 109H29V108H28ZM56 109H57V107H56ZM73 109H74V110H77V109H75V108H73ZM150 109H151V108H150ZM155 109H156V108H155ZM160 109H162V108H160ZM219 109H220V107H219ZM242 109H243V108H242ZM242 109H241V110H242ZM20 110H21V109H20ZM31 110H32V109H31ZM38 110H39V108H38ZM57 110H58V109H57ZM80 110H81V109H80ZM95 110H96V109H95ZM204 110H205V109H204ZM209 110H210V109H209ZM226 110H227V109H226ZM7 111H8V110H7ZM26 111H27V110H26ZM84 111L86 112V110H84ZM87 111H88V110H87ZM100 111H101V110H100ZM143 111H144V110H143ZM146 111H147V110H146ZM148 111H149V110H148ZM232 111H233V110H232ZM238 111H239V110H238ZM244 111H245V110H244ZM260 111H261V110H260ZM15 112H16V111H15ZM42 112H43V111H42ZM74 112H75V111H74ZM74 112H73V113H74ZM91 112H92V111H91ZM98 112H99V111H98ZM136 112H137V111H136ZM141 112H142V111H141ZM144 112H145V111H144ZM190 112H191V111H190ZM205 112H206V111H205ZM223 112H224V111H223ZM0 113H1V112H0ZM13 113H14V112H13ZM34 113H36V111H35ZM75 113H77V112H75ZM75 113H74V114H75ZM155 113H156V112H155ZM201 113H202V112H201ZM36 114L39 116V115H40V112H39V113H36ZM42 114H43V113H42ZM42 114H41V116H42ZM60 114H61V113H60ZM60 114H59V115H60ZM132 114H133V113H132ZM145 114H146V113H145ZM147 114H148V112H147ZM156 114H157V113H156ZM166 114H167V113H166ZM192 114H193V113H192ZM202 114H203V113H202ZM205 114H206V113H205ZM205 114H203V116H204ZM258 114H259V113H258ZM32 115H34V114H32ZM61 115H62V114H61ZM92 115H93V114H92ZM134 115H135V112H134ZM134 115H133V116H134ZM143 115H144V114H143ZM150 115H151V113H150ZM150 115H149V116H150ZM223 115H224V114H223ZM226 115H227V114H226ZM229 115H230V114H229ZM233 115H234V114H233ZM238 115H239V114H238ZM34 116H35V115H34ZM88 116H89V115H88ZM152 116H153V115H152ZM162 116H163V115H162ZM193 116H194V115H193ZM206 116L208 117V115H206ZM30 117H31V116H29V118H30ZM52 117L55 118L54 115H52ZM52 117H51V118H52ZM57 117H59V116L57 115L56 118H57ZM61 117H62V116H61ZM163 117H164V116H163ZM201 117H202V116H201ZM207 117H206V119L209 118V117H208V118H207ZM229 117H230V116H229ZM244 117H245V116H244ZM27 118H28V117H27ZM32 118H33V117H32ZM39 118H40V117H37V119H39ZM62 118H64V117H62ZM62 118H61V119H62ZM78 118H79V117H78ZM95 118H96V117H95ZM192 118H193V117H192ZM57 119H60V117L57 118ZM136 119H137V117H136ZM164 119H166V117H165ZM190 119H191V118H190ZM211 119H212V117H211ZM230 119H231V118H230ZM27 120H28V119H27ZM63 120H65V119H63ZM63 120H60V122H63ZM66 120H67V119H66ZM98 120H99V119H98ZM131 120H132V119H131ZM131 120H130V121H131ZM208 120H209V119H208ZM226 120H227V119H226ZM238 120H239V119H238ZM247 120H248V119H247ZM258 120H259V119H257V121H258ZM4 121H6V120H4ZM13 121H14V120H13ZM24 121H25V120H24ZM39 121H40V119H39ZM53 121H54V120H53ZM58 121H59V120H58ZM58 121H57V122H58ZM163 121H164V120H163ZM163 121H162V122H163ZM165 121H166V120H165ZM64 122H65V121H64ZM103 122H104V121H103ZM133 122H134V121H133ZM133 122H132V123H133ZM190 122H191V121H190ZM210 122H211V121H210ZM226 122H228V121H226ZM237 122H238V121H237ZM250 122H251V121H250ZM47 123H48V122H47ZM47 123H46V124H47ZM70 123H71V122H70ZM91 123H92V122H91ZM175 123H176V122H175ZM203 123H204V122H203ZM29 124H32V122H30ZM33 124H36V123H33ZM50 124H52V122H51ZM130 124H131V123H130ZM140 124H141V123H140ZM153 124H154V123H153ZM211 124H213V122H212ZM239 124H240V123H239ZM246 124H248V123H246ZM261 124H262V123H261ZM64 125H65V124H64ZM92 125H93V124H92ZM92 125H91V126H92ZM103 125H104V124H103ZM198 125H199V124H198ZM205 125H207V124L205 123ZM226 125H227V124H226ZM248 125H249V124H248ZM253 125H254V124H253ZM10 126H11V125H10ZM37 126H38V125H37ZM98 126H100V125H98ZM132 126H133V125H132ZM137 126H138V125H137ZM143 126H144V125H143ZM150 126H151V125H150ZM150 126H149V127H150ZM176 126H177V125H176ZM178 126H179V125H178ZM257 126H258V125H257ZM73 127H74V126H73ZM73 127H72V128H73ZM80 127H81V126H80ZM92 127H94V126H92ZM159 127H160V126H159ZM189 127H190V126H189ZM192 127H194V126H192ZM242 127H243V126H242ZM262 127H263V126H262ZM8 128H9V127H8ZM8 128H7V129H8ZM34 128H35V127H34ZM94 128H95V127H94ZM101 128H103V127H101ZM140 128H141V127H140ZM174 128H175V127H174ZM214 128H215V127H214ZM224 128H225V126H224ZM253 128H254V127H253ZM36 129H37V128H36ZM80 129H81V128H80ZM86 129H87V128H86ZM86 129H85L84 131H86ZM91 129H92V128H91ZM132 129H133V128H132ZM135 129H136V128H135ZM135 129H134V130H135ZM149 129H150V128H149ZM170 129H171V128H170ZM2 130H3V129H2ZM25 130H26V129H25ZM39 130H40V129H39ZM63 130H64V129H63ZM71 130H73V129H71ZM71 130H70V131H71ZM78 130H79V128H78ZM240 130H241V129H240ZM23 131H24V130H23ZM55 131H56V130H55ZM64 131H65V133H66L65 136L68 135L67 132H66V130H64ZM64 131H61L60 134H63ZM67 131H68V129H67ZM75 131H76V130H75ZM100 131H101V130H100ZM104 131H105V130H104ZM181 131H182V130H181ZM181 131H180V132H181ZM207 131H208V130H207ZM219 131H220V130H219ZM0 132H1V133H0V134H1V135H0V138L2 139L3 134H2V131H0ZM16 132H18V131H16ZM31 132H32V131H31ZM37 132H39V131H37ZM37 132H36V133H37ZM57 132H59V131H57ZM72 132L74 133V135L77 133V132L75 133L74 130H73ZM72 132H70V135H69V136H72V135H71ZM98 132H99V131H98ZM263 132H264V131H263ZM3 133L6 134V131L4 130ZM33 133H34V132H33ZM39 133H40V132H39ZM132 133H134V132H132ZM194 133H195V132H194ZM212 133H213V132H212ZM214 133H215V131H214ZM223 133H224V132H223ZM240 133H241V132H240ZM258 133H259V129H258ZM13 134H14V133H13ZM106 134H107V133H106ZM148 134H149V133H148ZM179 134H180V133H179ZM196 134H197V133H196ZM198 134H200V133H198ZM203 134H204V132H203ZM218 134H219V133H218ZM259 134H260V133H259ZM6 135H7V134H6ZM77 135H78V134H77ZM79 135H80V136H78V137L81 139V138H82V137H81V133H80ZM234 135H235V134H234ZM1 136H2V137H1ZM58 136H59V135H58ZM75 136H76V135H75ZM95 136H96V135H95ZM205 136H206V135H205ZM223 136H224V135H223ZM254 136H255V135H254ZM260 136H261V135H260ZM9 137H10V136H9ZM45 137H46V136H45ZM59 137L62 138L61 136H59ZM72 137H73V136H72ZM152 137H153V136H152ZM170 137H171V136H170ZM183 137H184V136H183ZM185 137H186V136H185ZM196 137H197V136H196ZM207 137H208V135H207ZM232 137H233V136H232ZM246 137H247V136H246ZM83 138H84V136H83ZM83 138H82L81 140H83ZM106 138H107V137H106ZM127 138H128V137H127ZM132 138H133V137H132ZM171 138H172V137H171ZM190 138H191V137H190ZM201 138H202V136H201ZM218 138H219V137H218ZM230 138H231V137H229V139H230ZM56 139H57V138H56ZM80 139H79V140H80ZM183 139H184V138H183ZM187 139H188V137H187ZM196 139H197V138H196ZM196 139H195V140H196ZM198 139H199V138H198ZM250 139H251V138H250ZM259 139H261V138H259ZM6 140H7V139H6ZM8 140H9V139H8ZM8 140H7V141H8ZM15 140H16V139H15ZM15 140H14V139H13V140H10L11 142L9 143V145H10V146H11V145L14 146L13 142H14ZM86 140H87V139H86ZM90 140H91V139H90ZM133 140H134V138H133ZM175 140H176V139H175ZM179 140H180V139H179ZM201 140H202V139H201ZM205 140H206V139H205ZM207 140H208V138H207ZM209 140H210V139H209ZM237 140H238V139H237ZM263 140H264V139H263ZM7 141H6V142H7ZM12 141H13V142H12ZM107 141H108V140H107ZM110 141H111V140H110ZM140 141H141V140H140ZM187 141H188V140H187ZM197 141H198V140H197ZM219 141H220V140H219ZM232 141H233V140H232ZM4 142H5V141H4ZM67 142H68V141H67ZM90 142H91V141H90ZM164 142H165V141H164ZM174 142H175V141H174ZM233 142H234V141H233ZM1 143L4 144L3 142H1ZM1 143H0V146H1ZM70 143H71V142H70ZM110 143H111V142H110ZM112 143H114V142H112ZM121 143H123V142H121ZM201 143H202V142H201ZM211 143H212V142H211ZM219 143H220V142H219ZM262 143H263V142H262ZM15 144H17L18 147H19V144H21V142H20V143H17V142H16ZM166 144H167V142H166ZM208 144H209V143H208ZM260 144H261V142H260ZM17 145H15L14 148H15ZM90 145H92V144H90ZM90 145H89V146H90ZM94 145H95V142H94ZM101 145H102V144H101ZM101 145H100V146H101ZM112 145H113V144H112ZM162 145H164V144H162ZM212 145H213V144H212ZM214 145H215V144H214ZM228 145H229V144H228ZM261 145H262V144H261ZM263 145H264V144H263ZM81 146H82V145H81ZM96 146H97V145H96ZM135 146H136V145H135ZM232 146H233V144H232ZM18 147H17V148H18ZM20 147H23V146H20ZM42 147H43V146L40 147V148H41L40 150L43 149ZM83 147H84V146H83ZM109 147H110V146H109ZM113 147H114V145H113ZM125 147H126V146H125ZM144 147H145V145H144ZM208 147H209V146H208ZM229 147H230V146H229ZM234 147H235V146H234ZM237 147H238V146H237ZM241 147H242V146H241ZM250 147H251V146H250ZM74 148H75V147H74ZM87 148H88V147H87ZM116 148H117V147H116ZM130 148H131V147H130ZM102 149H104V148H102ZM119 149H122V148H119ZM119 149H118V150H119ZM128 149H129V148H128ZM133 149H134V147H133ZM206 149H207V148H206ZM0 150H2V148H1ZM24 150H25V149H24ZM26 150H27V149H26ZM26 150H25V151H26ZM57 150H58V149H57ZM72 150H73V149H72ZM104 150H105V149H104ZM124 150H125V149H124ZM190 150H191V148H190ZM210 150H211V148H210ZM213 150H214V149H213ZM224 150H225V149H224ZM242 150H243V149H242ZM28 151H29V150H28ZM43 151H46V150L43 149ZM47 151H48V149H47ZM86 151H87V150H86ZM105 151H106V150H105ZM133 151H134V150H133ZM196 151H197V150H196ZM200 151H201V149H200ZM203 151H204V150H203ZM208 151H209V149H208ZM240 151H241V150H240ZM253 151H254V150H253ZM48 152H49V151H48ZM53 152H54V151H53ZM107 152H109V151H107ZM127 152H128V151H127ZM152 152H153V151H152ZM209 152H210V151H209ZM227 152H228V151H227ZM236 152H237V151H236ZM244 152H245V151H243L242 153H244ZM112 153H113V152H112ZM114 153H116V152H114ZM131 153L133 154V152H131ZM156 153H157V151H156ZM179 153H180V152H179ZM184 153H185V152H184ZM201 153H202V152H201ZM219 153H220V152H219ZM230 153H231V152H230ZM230 153H229V154H230ZM256 153H257V152H256ZM25 154H27V153H25ZM28 154H29V153H28ZM39 154H40V153H39ZM96 154H97V153H96ZM116 154H117V153H116ZM180 154H181V153H180ZM198 154H199V153H198ZM232 154H233V153H232ZM234 154H235V153H234ZM244 154H246V152H245ZM258 154H259V153H258ZM48 155H49V154H48ZM54 155H55V154H53L52 156H54ZM58 155H59V154H58ZM83 155H85V154H83ZM182 155H183V154H182ZM207 155H208V154H207ZM252 155H253V154H252ZM86 156H87V154H86ZM105 156H106V155H105ZM116 156H117V155H116ZM129 156H130V155H129ZM197 156H199V155H197ZM203 156H204V155H203ZM209 156H210V155H209ZM212 156H213V155H212ZM249 156H250V155H249ZM18 157H19V156H18ZM48 157H49V156H48ZM89 157L91 158V156H89ZM92 157H93V156H92ZM103 157H104V155H103ZM111 157H113V156L111 155ZM119 157H120V156H118V158H119ZM135 157H137V156H135ZM135 157H133V158H135ZM151 157H152V156H151ZM151 157H150V158H151ZM186 157H187V156H186ZM191 157H192V156H191ZM230 157H231V156H230ZM253 157H254V155H253ZM54 158H55V156H54ZM70 158H71V157H70ZM113 158H114V157H113ZM115 158H116V157H115ZM139 158H140V157H139ZM157 158H158V157H157ZM157 158H156V160H157ZM169 158H170V156H169ZM189 158H190V157H189ZM210 158H211V157H210ZM218 158H219V157H218ZM236 158H237V156H236ZM241 158H242V157H241ZM7 159H8V158H7ZM49 159H51V158H49ZM87 159H88V158H87ZM93 159H94V157H93ZM110 159H111V158H110ZM126 159H127V158H126ZM128 159H129V158H128ZM146 159H147V158H146ZM153 159H154V158H152V160H153ZM172 159H173V158H172ZM195 159H196V158H195ZM202 159H203V158H202ZM212 159H213V158H212ZM216 159H217V158H216ZM46 160H47V159H46ZM75 160H76V159H75ZM105 160H106V159H105ZM130 160H131V159H130ZM134 160H135V159H134ZM134 160H133V161H134ZM186 160H187V159H186ZM190 160H191V159H190ZM190 160H189V161H190ZM197 160H199V159H197ZM225 160H226V159H225ZM234 160H235V159H234ZM240 160H241V159H240ZM57 161H58V160H57ZM92 161H93V160H92ZM97 161H98V160H97ZM99 161H100V160H99ZM144 161H145V160H144ZM149 161H150V160H149ZM179 161H180V160H179ZM192 161H193V160H192ZM199 161H200V160H199ZM214 161H215V160H214ZM217 161H219V160H217ZM241 161H242V160H241ZM246 161H247V160H246ZM246 161H245V162H246ZM31 162H33V161H31ZM43 162L46 163L45 161H43ZM48 162H49V160H48ZM130 162H131V161H130ZM134 162H135V161H134ZM151 162H152V161H151ZM186 162H187V161H186ZM228 162H229V161H228ZM247 162H248V161H247ZM251 162H252V161H251ZM114 163H115V162H114ZM139 163H140V162H139ZM141 163H142V162H141ZM157 163H158V162H157ZM163 163H164V162H163ZM163 163H162V164H163ZM188 163H189V162H188ZM190 163H191V161H190ZM204 163H205V162H204ZM216 163H217V162H216ZM225 163H226V162H225ZM234 163H235V162H234ZM260 163H261V162H260ZM27 164H28V163H27ZM32 164H33V163H32ZM53 164H55V162H54ZM53 164H52V165H53ZM57 164H58V163H57ZM57 164H56V165H57ZM59 164H60V163H59ZM117 164H118V163H117ZM131 164H132V163H131ZM133 164H134V163H133ZM137 164H138V162H137ZM154 164H155V163H154ZM159 164H161V163H159ZM185 164H186V163H185ZM229 164H230V163H229ZM239 164H242V163H239ZM23 165H24V164H23ZM49 165H50V164H49ZM70 165H71V164H70ZM91 165H92V164H91ZM139 165H140V164H139ZM139 165H138V166H139ZM152 165H153V164H152ZM157 165H158V164H157ZM181 165H182V164H181ZM197 165H199V164H197ZM237 165H238V164H237ZM245 165H248V164H245ZM260 165H261V164H260ZM0 166H1V165H0ZM24 166H28V165H24ZM37 166H38V165H37ZM46 166H47V165H46ZM71 166H72V165H71ZM89 166H90V165H89ZM94 166H95V165H94ZM113 166H114V165H113ZM174 166H175V164H174ZM182 166H183V165H182ZM214 166H215V165H214ZM216 166H217V165H216ZM254 166H255V165H254ZM28 167H29V166H28ZM51 167H52V166H51ZM128 167H129V166H128ZM146 167H147V166H146ZM151 167H152V166H151ZM151 167H150L149 169H151ZM154 167H156V166H154ZM162 167H163V166H162ZM196 167H197V166H196ZM206 167H207V166H206ZM209 167H210V165H209ZM225 167H226V166H225ZM4 168H5V167H4ZM23 168H24V167H23ZM36 168H37V167H36ZM43 168H44V166H43ZM46 168H48V167H46ZM116 168H117V167H116ZM120 168H121V167H120ZM132 168L134 169V167H132ZM137 168H138V167H137ZM172 168H173V164H172ZM183 168H184V167H183ZM193 168H194V167H193ZM198 168H199V166H198ZM207 168H208V167H207ZM236 168H237V166H236ZM263 168H264V166H263ZM48 169H49V168H48ZM98 169H99V168H98ZM122 169H123V168H122ZM173 169H174V168H173ZM199 169H200V168H199ZM208 169H209V168H208ZM43 170H44V169H43ZM57 170H58V168H57ZM93 170H94V169H93ZM138 170H140V169H138ZM138 170H137V173H138ZM141 170H142V169H141ZM147 170H148V169H147ZM186 170H188V168H186ZM206 170H207V169H206ZM239 170H240V169H239ZM248 170H249V169H248ZM8 171H9V169H8ZM8 171H7L6 173H8ZM10 171H11V170H10ZM10 171H9V172H10ZM53 171H54V170H53ZM135 171H136V170H135ZM170 171H171V170H170ZM209 171H211V170H209ZM209 171H208V172H209ZM216 171H217V170H216ZM223 171H224V170H223ZM225 171H226V170H225ZM227 171H228V170H227ZM244 171H245V170H244ZM1 172H2V171H1ZM42 172H43V171H42ZM42 172H41V173H42ZM47 172H48V171H47ZM50 172H51V171H50ZM59 172H60V171H59ZM96 172H97V169H96ZM171 172H172V171H171ZM171 172H170V173H171ZM175 172H176V171H175ZM194 172H195V171H194ZM219 172H220V171H219ZM33 173H34V172H33ZM43 173H44V172H43ZM45 173H46V172H45ZM56 173H57V172H55V174H56ZM61 173H62V171H61ZM88 173H89V172H88ZM115 173H116V172H115ZM141 173H142V172H141ZM209 173H210V172H209ZM212 173H213V172H212ZM233 173H234V172H233ZM262 173H263V172H262ZM1 174H2V173H1ZM37 174H38V173H37ZM47 174H48V173H47ZM58 174H59V173H58ZM102 174H103V173H102ZM116 174H118V173H116ZM171 174H172V173H171ZM186 174H187V173H186ZM207 174H208V173H207ZM240 174H241V173H240ZM245 174H246V173H245ZM247 174H249V173L247 172ZM21 175H22V174H21ZM63 175H64V172H63ZM67 175H68V174H67ZM127 175H128V174H127ZM131 175H132V174H131ZM188 175H190V174H188ZM213 175H214V174H213ZM216 175H217V174H216ZM220 175H221V174H220ZM220 175H219V176H220ZM223 175H224V174H223ZM232 175H233V174H232ZM258 175H259V174H258ZM262 175H263V174H262ZM54 176H55V175H54ZM54 176H53V178H56V176H55V177H54ZM99 176H100V175H99ZM108 176H109V175H108ZM120 176H121V175H120ZM145 176H146V175H145ZM176 176H177V175H176ZM176 176H174V177H176ZM178 176H179V175H178ZM195 176H196V175H195ZM238 176H239V175H238ZM240 176H242V175H240ZM27 177H28V176H27ZM43 177H44V176H43ZM60 177H61V176H60ZM89 177H91V176H89ZM92 177H93V176H92ZM92 177H91V178H92ZM198 177H199V176H198ZM212 177H213V176H212ZM222 177H223V176H222ZM252 177L255 178V176H252ZM6 178L8 179L9 177L7 176ZM6 178H5V179H6ZM46 178H47V177H46ZM51 178H52V177H51ZM62 178H63V177H62ZM109 178H111V177H109ZM118 178H119V177H118ZM134 178H135V177H134ZM158 178H159V177H158ZM164 178H165V177H164ZM195 178H196V177H195ZM195 178H194V179H195ZM206 178H208V177H206ZM215 178H216V177H215ZM238 178H239V177H238ZM1 179H2V177H1ZM1 179H0V180H1ZM40 179H41V177H40ZM220 179H221V178H220ZM240 179H241V178H240ZM250 179H251V178H250ZM46 180H47V179H46ZM46 180H45V181H46ZM53 180H54V179H53ZM180 180H181V179H180ZM212 180H213V179H212ZM227 180H228V179H227ZM241 180H242V179H241ZM29 181H30V180H29ZM57 181H58V180H57ZM59 181H60V180H59ZM59 181H58V182H59ZM64 181H65V180H64ZM75 181H76V180H75ZM108 181H109V180H108ZM128 181H129V180H128ZM149 181H150V180H149ZM151 181H152V180H151ZM167 181H168V180H167ZM185 181H186V180H185ZM229 181H230V180H229ZM12 182H13V181H12ZM12 182H11V183H12ZM34 182H35V181H34ZM86 182H87V181H86ZM89 182H90V181H89ZM120 182H121V181H120ZM120 182H119V183H120ZM122 182H123V181H122ZM144 182H145V181H144ZM174 182H175V181H174ZM181 182H182V181H180V183H181ZM13 183H14V182H13ZM15 183H16V182H15ZM76 183H77V181H76L74 184H76ZM129 183H130V181H129ZM150 183H151V182H150ZM150 183H149V184H150ZM162 183H163V182H162ZM175 183H177V182H175ZM223 183H224V182H223ZM223 183H222V184H223ZM250 183H251V182H250ZM80 184H81V183H80ZM92 184H93V183H92ZM109 184H110V183H109ZM112 184H113V183H112ZM120 184H121V183H120ZM187 184H188V183H187ZM187 184H186V185H187ZM201 184H202V183H201ZM225 184H226V183H225ZM17 185H18V184H17ZM76 185H77V184H76ZM84 185H85V184H84ZM98 185H99V183H98ZM110 185H111V184H110ZM117 185H118V184H117ZM209 185H210V184H209ZM245 185H246V183H245ZM250 185H251V184H250ZM254 185H255V184H254ZM5 186H6V185H5ZM5 186H4V187H5ZM100 186H101V185H100ZM111 186H112V185H111ZM118 186H119V185H118ZM143 186H144V185H143ZM181 186H182V185H181ZM35 187H36V186H35ZM65 187H66V186H65ZM75 187H76V186H75ZM222 187H223V186H222ZM229 187H230V186H229ZM251 187H252V186H251ZM33 188H34V187H33ZM38 188H39V186H38ZM62 188L64 189V187H62ZM67 188H68V187H67ZM72 188H73V187H72ZM77 188H78V187H77ZM95 188H96V187H94V190H95ZM125 188H126V187H125ZM201 188H202V187H201ZM210 188H211V187H210ZM243 188H244V187H243ZM13 189H14V188H13ZM34 189H35V188H34ZM68 189H69V188H68ZM68 189H67V191H69ZM73 189H74V188H73ZM75 189H76V188H75ZM97 189H98V188H97ZM109 189H111V188H109ZM221 189H222V188H221ZM253 189H254V188H253ZM253 189H252V190H253ZM257 189H258V188H257ZM257 189H256V190H257ZM58 190H59V189H58ZM107 190H108V189H107ZM182 190H183V189H182ZM186 190H187V189H186ZM254 190H255V189H254ZM254 190H253V191H254ZM6 191H7V190H4L3 194H4ZM35 191H36V190H34V192H35ZM40 191H41V189H40ZM46 191H47V190H46ZM61 191H62V190H61ZM75 191H76V190H75ZM75 191H74V193H75ZM172 191H173V190H172ZM172 191H171V192H172ZM199 191H200V190H199ZM226 191H227V190H226ZM239 191H240V190H239ZM7 192H9V191H7ZM19 192H20V191H19ZM24 192H25V191H24ZM28 192H30V191H28ZM72 192H73V191H72ZM85 192H86V191H85ZM175 192H176V191H175ZM183 192H184V191H183ZM230 192H231V191H230ZM243 192H244V191H243ZM250 192H251V191H250ZM250 192H248V193H250ZM52 193H53V192H52ZM65 193H66V192H65ZM82 193H83V192H82ZM90 193H91V192H90ZM172 193H173V192H172ZM194 193H195V192H194ZM205 193H206V192H205ZM216 193H217V192H216ZM221 193H222V192H221ZM258 193H259V192H258ZM258 193H257V194H258ZM263 193H264V192H263ZM5 194H6V193H5ZM25 194H26V193H25ZM32 194H33V193H32ZM34 194H35V193H34ZM43 194H44V192H43ZM47 194H48V193H47ZM49 194H50V193H49ZM49 194H48V195H49ZM55 194H56V192H55ZM75 194H76V193H75ZM96 194H97V193H96ZM213 194H215V193H213ZM227 194H228V193H227ZM245 194H247V193H245ZM245 194H244V195H245ZM252 194H253V193H252ZM6 195H7V194H6ZM6 195H5V196H6ZM50 195H51V194H50ZM53 195H54V194H53ZM85 195H87V194H85ZM88 195H90V194H88ZM102 195H103V194H102ZM172 195H173V194H172ZM187 195H188V194H187ZM237 195L239 196V194H237ZM247 195H248V194H247ZM261 195H262V194H261ZM25 196H26V195H25ZM34 196H35V195H34ZM74 196H75V195H74ZM105 196H106V195H105ZM219 196H220V195H219ZM222 196H223V195H221V197H222ZM31 197H32V196H31ZM35 197H36V196H35ZM48 197H49V196H48ZM55 197L58 198V196H55ZM97 197H98V196H97ZM178 197H179V195H178ZM182 197H183V196H182ZM197 197H198V196H197ZM210 197H211V195H210ZM217 197H218V196H217ZM243 197H244V196H243ZM263 197H264V195H263ZM41 198H42V197H41ZM46 198H47V197H46ZM64 198H65V197H64ZM100 198H101V197H100ZM175 198H176V197H175ZM175 198H174V199H175ZM186 198H187V197H186ZM229 198H230V197H229ZM24 199H25V198H24ZM33 199H34V198H33ZM48 199L51 200L50 197H49ZM55 199H56V198H55ZM66 199H67V198H66ZM94 199H95V198H94ZM188 199H189V198H188ZM215 199H217V198H215ZM234 199L236 200V198H234ZM242 199H243V198H242ZM242 199H241V201H242ZM248 199H249V198H248ZM252 199H254V198L252 197ZM26 200H27V199H26ZM28 200H29V199H28ZM35 200H36V198H35ZM38 200H40V199H38ZM190 200H191V199H190ZM195 200H196V199H195ZM209 200H210V199H209ZM218 200H219V199H218ZM226 200H227V198H226ZM260 200H261V199H260ZM103 201H104V200H103ZM175 201H176V200H175ZM227 201H228V200H227ZM250 201H251V200H250ZM252 201H253V200H252ZM257 201H258V199H257ZM23 202H24V201H23ZM26 202L28 203V201H26ZM41 202H42V201H41ZM51 202H52V201H51ZM57 202H58V201H57ZM62 202H63V201H62ZM101 202H102V201H101ZM225 202H226V201H225ZM228 202H229V201H228ZM228 202H227V203H228ZM204 203H205V202H204ZM215 203H216V202H215ZM24 204H26V203H24ZM39 204H40V203H39ZM43 204H44V203H43ZM101 204H102V203H101ZM108 204H109V203H108ZM111 204H112V203H111ZM115 204H116V203H115ZM129 204H130V203H129ZM180 204H181V203H180ZM207 204H208V203H207ZM225 204H226V203H225ZM29 205H30V204H29ZM31 205H32V203H31ZM130 205H131V204H130ZM202 205H203V204H202ZM211 205H212V204H211ZM218 205H219V204H218ZM222 205H223V204H222ZM233 205H234V204H231V206H233ZM246 205H247V204H246ZM115 206H116V205H115ZM205 206H206V205H205ZM226 206H227V205H226ZM131 207H132V206H131ZM146 207H147V206H146ZM212 207H213V206H212ZM212 207H210V208H212ZM236 207H237V206H236ZM262 207H263V206H262ZM113 208H114V207H113ZM126 208H127V207H126ZM210 208H208V209H210ZM213 208H214V207H213ZM227 208H228V207H227ZM227 208H226V209H227ZM238 209H239V208H238ZM243 209H244V208H243ZM111 210H112V209H111ZM111 210H110V211H111ZM115 210H118V209H115ZM120 210L122 211V209H120ZM129 210H130V209H129ZM118 211H119V210H118ZM230 211H231V210H230ZM232 211H233V210H232ZM234 211H235V210H234ZM239 211H240V210H239ZM241 211H242V210H241ZM247 211H248V210H247ZM254 211H255V210H254ZM257 211H258V210H257ZM262 211H263V210H262ZM125 212H126V211H125ZM130 212H131V211H130ZM219 212H220V211H219ZM250 212H251V211H250ZM250 212H248V213H250ZM223 213H224V212H223ZM243 213H245V212L243 211ZM253 213H254V212H253ZM66 214H67V213H66ZM116 214H117V212H116ZM131 214H132V213H131ZM209 214H210V213H209ZM228 214H229V213H228ZM255 214H256V213H255ZM100 215H102V214H100ZM100 215H98V216H100ZM219 215H220V214H219ZM257 215H258V214H257ZM0 216H1V215H0ZM253 216H256V215H253ZM3 217H4V215H3ZM127 217H128V216H127ZM257 217H258V216H257ZM210 218H211V217H210ZM212 218H213V217H212ZM216 218H217V217H216ZM122 219H123V217H122ZM128 219H129V218H128ZM222 219H223V218H221V220H222ZM237 219H238V218H237ZM251 219H252V218H251ZM210 220H211V219H210ZM210 220H208V221H210ZM212 220H215V219H212ZM223 220H224V219H223ZM223 220H222V221H223ZM200 221H201V219H200ZM222 221H221V222H222ZM203 222L205 223V220H204ZM203 222H202V223H203ZM252 222H253V221H252ZM263 222H264V221H263ZM47 223H48V222H47ZM120 223H121V221H120ZM223 223L225 224V221H223ZM228 223H229V222H228ZM249 223H250V222H249ZM198 224H199V223H198ZM207 224H208V223H206L205 225L207 226ZM210 224H211V223H210ZM226 224H227V223H226ZM235 224H236V223H235ZM260 224H261V223H260ZM199 225H200V224H199ZM215 225H216V224H215ZM236 225H237V224H236ZM241 225H242V224H241ZM89 226H90V225H89ZM108 226H109V225H108ZM200 226H202V225H200ZM243 226H244V225H243ZM250 226H251V224H250ZM252 226H253V225H252ZM252 226H251V228H252ZM111 227H112L111 230L113 231V226H111ZM111 227H110V228H111ZM127 227H128V226H127ZM202 227H203V226H202ZM204 227H205V226H204ZM230 227H231V226H230ZM254 227H256V225H255ZM262 227H263V226H262ZM17 228H18V226H17ZM19 228H21V227H19ZM79 228H80V227H79ZM99 228H100V227H99ZM114 228H115V227H114ZM219 228H220V227H218V232H219ZM227 228H228V227H226V226H225V228L223 227V229H227ZM235 228H236V227H235ZM244 228H245V226H244ZM100 229H101V228H100ZM103 229H104V228H103ZM103 229H102V230H103ZM126 229H127V228H126ZM205 229H206V228H205ZM220 229H221V228H220ZM241 229H242V228H241ZM247 229H248V228H247ZM12 230H13V228H12ZM16 230H17V229H16ZM18 230H19V232H21L20 229H18ZM111 230H110V231H111ZM118 230H119V229H118ZM210 230H211V229H210ZM256 230H257V229H256ZM79 231H80V230H79ZM96 231H97V230H96ZM98 231H99V230H98ZM98 231H97V232H98ZM116 231H117V230H116ZM116 231H114V232L116 233ZM216 231H217V229H216ZM232 231H233V230H232ZM257 231H258V230H257ZM15 232H16V231H15ZM15 232H13V233H15ZM19 232L17 231V233H19ZM52 232H53V231H52ZM81 232H82V231H81ZM97 232H96V233H97ZM103 232H104V231H103ZM118 232H120V230H119ZM124 232H125V231H124ZM175 232H176V231H175ZM180 232H181V231H180ZM228 232H229V228H228ZM248 232H249V231H248ZM254 232H255V230H254ZM260 232H261V231H260ZM122 233H123V232H122ZM234 233H235V232H234ZM234 233H233V234H234ZM240 233H241V232H240ZM116 234L118 235V233H116ZM179 234H180V233H179ZM179 234H178V235H179ZM209 234H210V233H209ZM212 234H213V233H212ZM230 234H231V233H230ZM99 235H100V234H99ZM113 235H114V234H113ZM120 235H121V234H120ZM207 235H208V234H207ZM247 235H248V234H247ZM104 236H105V235H103V237H104ZM118 236H119V235H118ZM118 236H117V237L114 236L113 238H119V239L123 238V237H121L122 235L119 236V237H118ZM229 236H230V235H229ZM235 236H236V235H235ZM237 236H238V235H237ZM251 236H252V235H251ZM50 237H51V236H50ZM103 237H100V238H103ZM107 237H108V236H107ZM247 237H248V236H247ZM255 237H256V236H255ZM261 237H262V236H261ZM68 238H69V237H68ZM70 238H71V237H70ZM100 238H99V239H100ZM218 238H220V237H218ZM252 238H253V237H252ZM252 238H250V239H252ZM51 239H52V237H51ZM84 239H85V238H84ZM88 239H89V238H88ZM253 239H254V238H253ZM33 240H34V239H33ZM90 240H91V239H90ZM100 240H101V239H100ZM117 240H118V239H117ZM224 240H226V239H224ZM26 241H27V240H26ZM101 241L106 242L105 239H102ZM227 241H228V240H227ZM242 241H243V240H242ZM253 241H254V240H253ZM259 241H260V240H259ZM27 242H28V241H27ZM61 242H62V241H61ZM64 242H65V241H64ZM66 242H67V241H66ZM79 242H80V241H79ZM90 242H91V241H90ZM115 242H116V240H115ZM260 242H262V240H261ZM29 243H31V242H29ZM33 243H34V242H33ZM116 243H117V242H116ZM118 243H119V242H118ZM217 243H218V242H217ZM220 243H223V242L221 241ZM235 243H236V242H235ZM256 243H257V242H256ZM60 244H61V243H60ZM84 244H86V243H84ZM215 244H216V243H215ZM88 245H89V244H88ZM92 245H93V244H92ZM220 245H221V244H220ZM262 245H263V244H262ZM89 246H90V245H89ZM96 246H97V245H96ZM98 246H99V244H98ZM104 246H105V245H104ZM106 246H107V245H106ZM221 246H222V245H221ZM241 246H242V245H241ZM241 246H240V247H241ZM246 246H247V245H246ZM254 246H255V245H254ZM260 246H261V245H260ZM80 247H81V246H80ZM84 247H85V246H84ZM87 247H88V246H87ZM110 247H111V246H110ZM243 247H244V245H243ZM64 248H65V247H64ZM96 248H97V247H96ZM113 248H114V247H113ZM157 248H158V247H157ZM225 248H226V247H225ZM241 248H242V247H241ZM258 248H259V247H258ZM258 248H257V249H258ZM262 248H263V247H262ZM67 249H68V247H67ZM88 249H89V248H88ZM101 249H102V248H101ZM249 249H250V248H249ZM110 250H111V249H110ZM218 250H219V248H218ZM250 250H251V249H250ZM258 250H259V249H258ZM258 250H257V251H258ZM260 250H261V249H260ZM260 250H259V251H260ZM67 251H68V250H67ZM112 251H113V250H112ZM247 251H249V250H247ZM262 251H263V250H262ZM80 252H82V251H80ZM87 252H88V251H87ZM224 252H225V251H223V253H224ZM230 252H231V251H230ZM235 252H236V251H235ZM244 252H245V251H244ZM253 252H254V251H253ZM63 253H64V251H63ZM67 253H68V252H67ZM216 253H218V252L216 251ZM219 253H220V252H219ZM248 253H249V252H248ZM254 253H255V252H254ZM65 254H66V253H65ZM74 254H75V253H74ZM227 254H228V253H227ZM227 254H225V255H227ZM238 254H239V253H238ZM256 254H257V253H256ZM21 255H22V254H21ZM21 255H20V256H21ZM23 255H25V254H23ZM23 255H22V256H23ZM48 255H49V254H48ZM22 256H21V257H22ZM227 256H229V255H227ZM236 256H237V254H236ZM256 256H258V255H256ZM16 257H17V256H16ZM32 257H33V256H32ZM80 257H81V256H80ZM141 257H143V256H141ZM184 257H185V256H184ZM217 257H218V256H217ZM251 257H252V256H251ZM27 258H28V257H27ZM75 258H77V257L75 256ZM78 258H79V257H78ZM82 258H83V257H82ZM181 258H182V257H181ZM211 258H212V257H211ZM221 258H222V257H221ZM229 258H230V257H229ZM236 258H237V257H236ZM247 258H248V257H247ZM170 259H171V257H170ZM233 259H234V257H233ZM251 259H252V258H251ZM14 260L17 261L16 258L13 259V261H14ZM18 260H19V259H18ZM24 260L26 261V259H24ZM68 260H69V259H68ZM235 260H236V259H235ZM248 260H249V259H248ZM256 260H257V259H256ZM16 261H15V263H16ZM78 261H80V260H78ZM170 261H171V260H170ZM173 261H174V260H173ZM230 261H231V258H230ZM17 262H19V261H17ZM46 262H47V261H46ZM138 262H139V261H138ZM164 262H165V261H164ZM188 262H189V261H188ZM228 262H229V261H228ZM238 262H239V261H238ZM249 262H251V261H249ZM15 263H14V264H15ZM44 263H45V262H44ZM44 263H43V264H44ZM68 263H69V262H68ZM74 263H75V262H74ZM74 263H73V264H74ZM79 263H81V262H79ZM152 263H153V262H152ZM165 263H166V262H165ZM251 263H252V262H251ZM33 264H35V263H33ZM77 264H78V262H77ZM140 264H142V263H140ZM146 264H147V263H146ZM163 264H164V263H163ZM233 264H234V263H233ZM237 264H238V263H237ZM241 264H242V263H241ZM252 264H253V263H252ZM256 264H264V262H259V263H256Z\"/></svg>",
  "mask_w": 264,
  "mask_h": 264
}]
</instances>
